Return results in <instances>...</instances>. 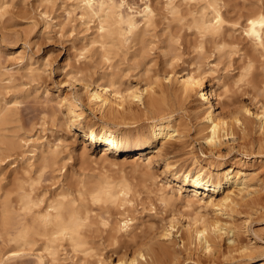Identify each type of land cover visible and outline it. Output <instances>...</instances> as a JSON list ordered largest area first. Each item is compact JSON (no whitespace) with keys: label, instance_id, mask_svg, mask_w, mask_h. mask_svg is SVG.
Listing matches in <instances>:
<instances>
[{"label":"rangeland","instance_id":"obj_1","mask_svg":"<svg viewBox=\"0 0 264 264\" xmlns=\"http://www.w3.org/2000/svg\"><path fill=\"white\" fill-rule=\"evenodd\" d=\"M115 1L121 4L126 13L136 18L139 28L119 54L107 59L100 50V44L94 42L99 38L98 20L95 17H81L79 0H0V3L3 2L0 8V106L12 108L9 120L0 125L1 138L7 141L0 142V186L4 189L11 187L14 171L22 170L29 160L34 163L32 174L37 183L36 191L44 194L46 201L48 198H56L61 192H65L68 198L77 197V188L82 181L94 183L107 179L118 187L125 183L129 185L130 203H104L105 212L100 205L93 206L94 214L104 212L105 216L112 219V223L119 219H129L128 230L118 232L115 237L108 234L113 224L106 230L105 227L94 226L92 251L100 254L107 262L117 260L120 254L133 256L138 247L136 245L145 240L160 249L163 247L161 245H164L163 249L166 245H172L170 239L159 236V230L164 223L168 224L174 214L184 224L205 212L212 215L211 209L199 203L188 205L186 190L183 195L173 194L168 184L174 188L179 184L172 180L171 172L165 170L163 156L178 160L177 166L185 167L196 165L192 153L202 163L208 160L215 164L222 163L225 170L240 165L244 168L259 167L260 172L256 175L259 178L255 176L256 179L251 182L254 185L251 189L259 191L247 196V199L256 196L264 198V148L259 152L256 146L253 154L250 149L252 140L262 135L261 129L253 125L254 130L249 129L251 132L248 133L236 130V140L231 137L220 151L210 152L203 137L201 141L195 139L204 135V132L197 133L196 119L192 115V104L197 94L188 98L184 105L181 104V108L177 103L174 104L177 105L173 112L174 123L185 133L186 142H181L182 145L167 155L163 153L162 157H155L148 166L147 157L161 149L160 142L144 151L118 153L117 158L113 156L117 152L111 149L108 157H100L101 148L83 155L81 132H69L65 128L62 119L64 109L57 102L61 98L74 100L83 108L84 122L88 126L98 128L103 121L108 120L111 126L116 127L118 122L124 120L104 118L99 110L90 107L86 85H105L110 82L113 74H117V84L121 88H143L157 76L163 78L164 72L170 68L179 77L186 69H196L203 72L208 87L213 82L216 100L221 92L220 102L225 105V109L244 104L253 111L255 104L264 103V47L253 44L245 34V27L249 17L257 16L260 10L264 12V0H218L221 11L227 16V22L219 34L206 35L194 24L195 17L200 14L198 9L203 6L199 2H192L193 6L191 3H187V6L185 2L180 7L183 11L174 14L168 0ZM147 5L154 10L153 22L150 24L144 21ZM30 66L34 68L33 72H30ZM8 70L13 73L12 77ZM153 86L154 90H148L145 103L135 107L136 117L125 120L129 127L147 125L155 116L152 108L148 109L153 99L152 91L158 94L155 96L158 97V104H154L157 105L156 111H161L162 107L166 109V105H173V96L164 100L159 96L158 86ZM164 101H167L166 104ZM175 101L178 102L177 98ZM227 102L229 106H226ZM6 103L9 105H3ZM119 126L126 127L124 124ZM242 136L249 137L247 142H251L245 144ZM49 142L58 145V162L52 163L47 171L45 169L46 172L39 179V152ZM33 149L38 152L32 158ZM163 190L168 192L167 202L160 199ZM201 190L207 191L203 188ZM248 210L240 206L230 221L242 229L239 232L242 242L254 247L252 253L249 251V255H246L233 251L231 255L220 254L215 260H209L208 255L204 256V252L197 248L199 245L196 247V242L188 244L190 247L187 244L183 247L180 236L173 231L171 238L178 242L175 246L180 250V261H175V264H263L264 208L254 213ZM225 237L221 241L222 250L227 249L230 243V239ZM42 238L32 237L33 243L20 249L19 256L14 257L10 253L19 247L9 241L0 222V264H81L84 259L92 260L82 252H73L67 245H59L54 254L45 248ZM163 241L167 244H163ZM198 253H201L200 256Z\"/></svg>","mask_w":264,"mask_h":264},{"label":"bare ground","instance_id":"obj_2","mask_svg":"<svg viewBox=\"0 0 264 264\" xmlns=\"http://www.w3.org/2000/svg\"><path fill=\"white\" fill-rule=\"evenodd\" d=\"M79 1L81 3V17L84 19L95 17L98 20L97 33H99V38L95 39L94 42L100 44V50L103 51L105 58L112 59L113 55L120 53L122 47L128 43L139 28L136 18L126 13L121 4L115 0ZM185 2L186 4L191 3L192 6V2H199L203 5L198 9L200 14L195 17L194 23L201 33L206 35L219 34L221 32L227 22V16L221 11L218 0H168L170 9L174 14L183 11L182 9V11L180 10V7ZM2 3H0L1 9L3 7ZM185 10L187 9L185 8ZM189 13L193 12L190 11ZM153 17L154 10L147 5L144 10L145 23L150 24ZM245 34L256 47H264V12L262 10L257 16L248 18ZM29 70L33 72L34 68L30 66ZM8 72H10L12 77L13 73L10 70ZM111 77L109 83L98 85L97 87L86 85L85 90L89 106L99 110L104 118H121L124 120L118 122L116 127H113L114 125L111 126L108 120L103 121L98 128L88 126L84 122L83 108L74 100L61 98L57 101L59 107L64 109L62 119L65 128L69 132L72 130L81 132L82 140L80 142L83 144V155H89L90 150L95 151L97 148H101L100 157H108L111 153L110 149L117 152L113 154L116 157L118 153L124 151L150 149L156 142H160L162 145L161 149H158L156 154L147 157L146 165H151L155 157H162L163 153L167 155V153H171L179 145H182L181 142H186L185 133L183 134L179 125L174 123L173 112L176 110L175 107L177 105L180 107L181 104L195 94L197 96L195 97L196 100L194 99V104H192V115L196 119L197 133L201 134V132H204L203 136H197L195 139L201 141L200 138L203 137L210 152L220 151L231 137L236 140V130L248 133L249 131L251 132L249 129H252L254 125L255 127L258 126L262 135H264V103L262 105L255 104V110L252 111L250 107L244 104L230 108V104L227 102L226 106H229V108L225 109V105L220 102L222 101V99L220 100L221 92L219 96L217 95L219 99L216 100L213 82L208 87L204 81L206 77L203 72L196 71V69H186L185 73L179 77L170 68V70L164 72L163 78L157 76L158 78H154L143 88L128 85L126 88H121L117 84L118 79L116 78H118V75L113 74ZM153 85L158 86L160 98L165 100L166 97L173 96V105L170 107L166 105V109L162 107L161 111L159 109L156 111L157 105L154 104H158V97H155L158 94L152 91L154 97L151 96L153 98L151 104L148 101L146 103L150 105L148 106L147 104L146 106L149 107H147L148 109L152 108L153 114L156 113L154 114L155 116L147 125L135 128L129 127V123L125 120L136 117V106L140 107V104L145 103L146 95L149 94L148 90H154ZM176 98L179 103L175 101ZM166 102L164 101V104ZM176 103L177 105H174ZM159 104L162 103L159 102ZM11 110L10 106H0V125L5 124L9 120ZM122 124L126 125V127L122 128L119 126ZM262 135L255 141H249L252 144L250 145L252 154L255 153L253 149L256 146H258L257 150L259 152L263 150L264 137ZM1 136L2 133H0V142H7ZM242 137V139L245 138L243 142H247L249 137ZM32 151L31 157L33 158L37 156L36 152L38 150L33 149ZM58 152V145H52L50 142L45 144L44 149L40 150L38 158L41 168V171L39 170V179L52 163L55 162L56 164L58 162H56ZM192 159L194 160V165H196L185 167L184 165L177 166L179 165L178 160L163 156L162 160L165 163V170L170 171L172 180L179 184L176 188L170 186V184L168 185L171 187L173 194L175 192L183 195L184 190H186L188 205H192L194 202L199 203L203 207L211 209L212 215L206 212V214L200 213L201 215L195 216L184 224L174 214L168 220V224L164 223L162 229L159 230V236L162 239H170L169 241L173 243L172 245H166V241H163L162 243H166V247L163 249L164 245H161L163 247L160 249V247H156V245L145 240V242L142 241V243L136 245L138 247L134 251L133 256L128 257L120 254L121 256L119 255L117 260H111L110 262H107L100 254L92 251L94 250L92 246V237L94 235L92 236V234L96 225L105 227L106 230L109 225L113 224L112 230H108V234L111 237H115L118 232L121 233V231L128 230L129 219H119L112 223V219L110 220V217L104 215L103 204L110 203L111 205L120 202V205H125L130 203L131 200L128 198L130 193L129 185L126 183L122 186L118 184V187L107 179L94 183L82 181V184L80 183L77 188L79 192L77 197L68 198L65 192H61L58 193L56 198H48L46 201L47 198L44 197V194L36 191L35 184L37 183L35 176L32 174L34 163L29 160L22 170L14 171L11 187L4 189L3 186H0V222L5 234L9 236V241L14 242L19 247L18 250H13L10 254L14 257L19 256L20 252L18 253V251L20 249L22 250L25 246L33 243L32 237L40 236L44 238L45 248L51 250L54 254L59 245H67L73 252H82L93 260L85 257L87 259H84L81 264H175L180 259V250L176 248L177 246L175 245L178 242L171 238V235L173 231H176L180 236V241L183 242V247L186 244L196 242V247L199 245L197 248L201 249L204 252V256L208 255V259L211 258V260H215L220 254L226 256V254L230 253L231 255L233 251H240V253L249 255L250 252H253L251 250L254 247L242 242L240 236L241 228L230 220L238 212L240 206H245L247 210H252V212H258V210L264 208V198L262 196L247 199V196L259 191L256 188L252 190L254 185L251 182L260 172V168H244L243 165H240L225 170L222 163L215 164L210 160L202 163L203 161H200L193 153ZM202 188L207 191H202ZM162 189H164L163 186ZM167 193L163 190L160 197L163 202H167ZM44 200L46 204L43 206ZM94 204L100 205L104 212L94 214ZM224 216L228 218H224ZM230 232L233 233L232 236L229 235L231 234ZM225 235L230 239V243L227 245V249L222 250L221 241ZM195 263L198 264V262Z\"/></svg>","mask_w":264,"mask_h":264}]
</instances>
